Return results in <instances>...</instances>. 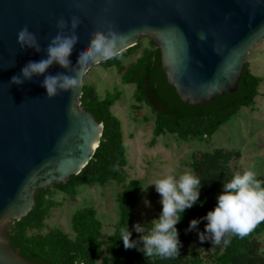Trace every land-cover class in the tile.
Wrapping results in <instances>:
<instances>
[{"label": "water", "instance_id": "95a60500", "mask_svg": "<svg viewBox=\"0 0 264 264\" xmlns=\"http://www.w3.org/2000/svg\"><path fill=\"white\" fill-rule=\"evenodd\" d=\"M61 17L68 21L64 34H78L70 64L53 62L44 74L24 79L29 61L47 58ZM25 26L39 51L17 42ZM109 29L122 37L118 54L142 38L152 41L168 84L183 103L199 106L237 91L249 56L264 41V0H0V264H41L21 256L9 233L34 209L37 191L66 184L100 144L104 125L82 106L83 76L93 64L79 87L52 98L43 81L76 73L91 34ZM13 76L24 82L12 83Z\"/></svg>", "mask_w": 264, "mask_h": 264}, {"label": "trees", "instance_id": "16d2710c", "mask_svg": "<svg viewBox=\"0 0 264 264\" xmlns=\"http://www.w3.org/2000/svg\"><path fill=\"white\" fill-rule=\"evenodd\" d=\"M138 45L100 64L108 68L122 70V57L134 53ZM123 84L135 86L134 100L140 109L143 105L155 115L154 138L172 135L181 141H209L223 126L230 123L242 109L254 106L259 96L261 78L252 73L249 63L245 69L238 89L234 93L217 96L204 105L191 106L183 103L176 90L168 84L162 70L161 55L156 45L150 41L143 55L132 63L122 74ZM121 97V92L108 93L101 98L92 86L84 85L82 106L90 111L96 120L104 125L100 144L89 164L76 176L70 177L64 185L56 184L68 197L78 195L77 189L84 185L105 186L118 184L122 192L117 196L119 219L114 233L102 240V222L94 208L76 211L72 217V229L76 234L71 240L59 229L46 233H35L45 228V221L51 211L58 206L49 198L51 188L37 191L34 209L21 221L15 222L9 240L21 256L30 262L41 264H264V249L256 237L264 233V222H260L245 237L230 236L228 246H213L206 240L195 245L194 238L205 230L207 221L203 219L208 211L214 209L217 196L222 191L223 183L236 172L243 171L232 166L240 157L238 151L214 149L192 153L191 168L194 175L201 179L202 187L199 202L186 209L182 220L177 224L182 244L179 255L172 258L158 256L145 257L141 248V237L146 234L132 232L135 212L142 198L143 182L130 178L127 170L128 156L123 139L122 123L113 113L112 108ZM145 121H149L144 117ZM260 180L263 177L258 176ZM200 222L196 228L189 229L190 222ZM151 224L147 222L145 229ZM128 226L131 239L136 247L125 249L120 240V229ZM111 256V260H110Z\"/></svg>", "mask_w": 264, "mask_h": 264}, {"label": "rangeland", "instance_id": "374dc122", "mask_svg": "<svg viewBox=\"0 0 264 264\" xmlns=\"http://www.w3.org/2000/svg\"><path fill=\"white\" fill-rule=\"evenodd\" d=\"M149 46L150 40L142 38L134 53L122 57V70L114 67L106 69L101 64H93L83 76L84 85L92 86L101 98L108 93L121 92V97L116 101L112 111L122 123L130 178L139 179L144 184L139 208L135 212V223L131 227L132 232H137L135 230L137 224L144 227L147 222L157 219L162 209L160 194L156 192L154 185L149 187L148 185L170 172L176 175L186 171L193 173L191 168L193 152L214 149L238 151L240 157L233 161L232 166L252 170L264 178V82L261 84L254 106L242 109L239 115L217 131L209 141L185 142L167 134L158 137L153 144L155 115L144 105L140 109H134L135 106H139L133 98L135 86L122 82V74ZM248 63L254 75L264 77V41L253 49ZM144 117L149 121H145ZM147 187L145 191L144 188ZM77 191L78 195L70 198L61 190L51 187L49 198L57 202L58 206L46 219L45 228L34 231L33 234L59 229L74 240L76 234L72 229L73 214L91 207L95 209L98 219L102 222V240L106 243L107 238L114 233L119 219L116 200L122 192L121 187L116 183L105 186L84 185ZM145 200L149 203L146 204ZM204 232L205 230L200 233ZM199 234L194 238L195 245L206 242L200 241ZM256 239L264 249V233L258 235Z\"/></svg>", "mask_w": 264, "mask_h": 264}, {"label": "clouds", "instance_id": "9594fccd", "mask_svg": "<svg viewBox=\"0 0 264 264\" xmlns=\"http://www.w3.org/2000/svg\"><path fill=\"white\" fill-rule=\"evenodd\" d=\"M67 24L68 21L63 17L57 20L59 31L49 43L47 58L29 61L21 70L24 79L30 80L34 75L44 74L53 62L67 68L70 64L72 48L78 38L75 31L64 34L63 29ZM79 24L80 16L72 15V29H76ZM121 39L122 37L113 29L107 32H93L88 46L82 48L79 53L80 68L76 73L45 76L43 87L47 96L52 98L61 90L79 87L85 67L89 64L98 65L118 55L117 42ZM17 42L21 48L30 47L39 51L36 34L27 26L17 33ZM24 79H21V76H13L11 82L22 84ZM150 185H154L156 192L160 194L162 209L158 218L154 219L147 229L139 224L135 226L137 232H146L141 237L143 246L138 248V251L143 252L145 257L178 256L182 244L177 224L182 220L186 209L199 202L201 179L187 171L179 175L170 172L150 183L148 187ZM148 187L144 190L147 191ZM145 203L149 202L145 200ZM203 219L207 224L205 232L199 234L201 242L208 240L213 246L223 244L226 247L231 242L230 236L241 238L247 236L257 224L264 222V180L258 179L257 174L249 169L236 172L223 183L222 191L217 196L216 206L208 211ZM199 222L193 219L188 230L196 228ZM131 235L127 225L120 229V240L125 249L136 247L137 242L131 239Z\"/></svg>", "mask_w": 264, "mask_h": 264}]
</instances>
